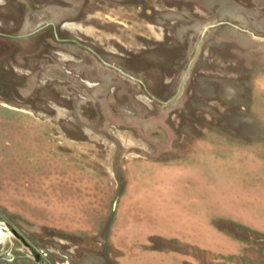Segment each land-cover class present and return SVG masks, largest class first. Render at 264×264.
Masks as SVG:
<instances>
[{
	"label": "rangeland",
	"instance_id": "obj_1",
	"mask_svg": "<svg viewBox=\"0 0 264 264\" xmlns=\"http://www.w3.org/2000/svg\"><path fill=\"white\" fill-rule=\"evenodd\" d=\"M0 264H264V0H0Z\"/></svg>",
	"mask_w": 264,
	"mask_h": 264
}]
</instances>
